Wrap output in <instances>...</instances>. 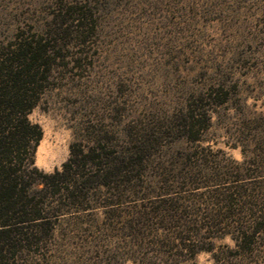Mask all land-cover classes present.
Instances as JSON below:
<instances>
[{"label":"trees","instance_id":"obj_1","mask_svg":"<svg viewBox=\"0 0 264 264\" xmlns=\"http://www.w3.org/2000/svg\"><path fill=\"white\" fill-rule=\"evenodd\" d=\"M59 5L47 28L0 45V264H197L203 252L264 264V113L225 128L242 160L213 146L237 81L157 120L84 122L60 168L36 165L44 131L29 115L74 47L66 37L85 44L95 22L91 0ZM175 143L190 147L168 158Z\"/></svg>","mask_w":264,"mask_h":264},{"label":"rangeland","instance_id":"obj_2","mask_svg":"<svg viewBox=\"0 0 264 264\" xmlns=\"http://www.w3.org/2000/svg\"><path fill=\"white\" fill-rule=\"evenodd\" d=\"M65 1L83 0H0V45L19 30L47 28ZM91 1L89 41L66 37L74 47L29 115L44 131L36 165L60 168L84 122L121 129L140 117L157 120L191 93L222 81L238 86L227 108H219L213 146L242 160L240 147L226 145L225 128L237 132L245 123L249 131V111L264 113V0ZM179 145L190 147L175 143L168 158L181 153ZM196 262L213 264L206 252Z\"/></svg>","mask_w":264,"mask_h":264},{"label":"bare ground","instance_id":"obj_3","mask_svg":"<svg viewBox=\"0 0 264 264\" xmlns=\"http://www.w3.org/2000/svg\"><path fill=\"white\" fill-rule=\"evenodd\" d=\"M39 152V151H38Z\"/></svg>","mask_w":264,"mask_h":264}]
</instances>
